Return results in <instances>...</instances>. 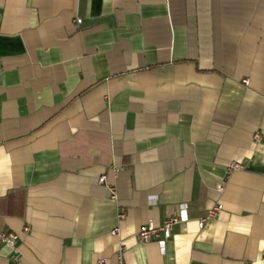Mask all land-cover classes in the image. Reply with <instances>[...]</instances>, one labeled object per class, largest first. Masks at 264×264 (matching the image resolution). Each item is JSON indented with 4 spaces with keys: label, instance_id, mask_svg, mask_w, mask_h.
Listing matches in <instances>:
<instances>
[{
    "label": "crops",
    "instance_id": "obj_1",
    "mask_svg": "<svg viewBox=\"0 0 264 264\" xmlns=\"http://www.w3.org/2000/svg\"><path fill=\"white\" fill-rule=\"evenodd\" d=\"M255 132L264 0H0V264H264Z\"/></svg>",
    "mask_w": 264,
    "mask_h": 264
},
{
    "label": "built area",
    "instance_id": "obj_2",
    "mask_svg": "<svg viewBox=\"0 0 264 264\" xmlns=\"http://www.w3.org/2000/svg\"><path fill=\"white\" fill-rule=\"evenodd\" d=\"M76 23L80 24L81 20L77 19ZM252 138H253L254 143L264 142V134H261L259 132L253 133ZM230 168L235 169L237 168V165H231ZM104 180H105V176H101L98 179V183L103 184ZM109 191H110L111 200H115L116 196H115L114 187H110ZM221 210H222V206L220 204H216L210 209H208L205 217H203L202 219L198 221V229H202L204 223L207 220L217 217ZM118 217L123 218V214H119ZM185 220H186V205H181L177 214L166 218L160 225L156 226L152 222H148L142 225L137 231L135 235V239L139 243H148L151 241H157L159 243H164L170 238L173 227ZM22 232L24 234H27L28 228L25 227ZM111 234L117 237L118 229H114L111 232ZM18 241H19V236L17 234L12 233V232L0 231V246L5 245L15 250ZM124 252H125V246L123 245L122 242H120L116 250V253H115L116 264H124L123 263ZM98 264H106V261L104 259H101L98 262Z\"/></svg>",
    "mask_w": 264,
    "mask_h": 264
}]
</instances>
